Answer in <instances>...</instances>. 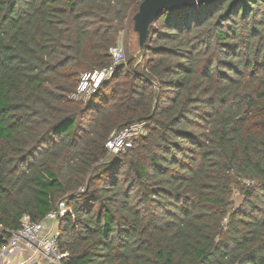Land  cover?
<instances>
[{"label":"trees","instance_id":"1","mask_svg":"<svg viewBox=\"0 0 264 264\" xmlns=\"http://www.w3.org/2000/svg\"><path fill=\"white\" fill-rule=\"evenodd\" d=\"M142 1L0 0V247L66 200L69 264H264V0L163 10L140 62L69 99Z\"/></svg>","mask_w":264,"mask_h":264},{"label":"built area","instance_id":"2","mask_svg":"<svg viewBox=\"0 0 264 264\" xmlns=\"http://www.w3.org/2000/svg\"><path fill=\"white\" fill-rule=\"evenodd\" d=\"M124 54L119 43L112 47L110 55L113 64L82 73L74 95L79 96L82 101L90 100L100 84L110 78L115 66L123 61ZM136 125L143 127L139 136L147 134L144 123H135L114 132L106 142L109 154H122L133 147L135 139L139 137L136 133L132 135V128ZM143 130L146 131L145 134ZM80 190L83 191L84 188ZM69 213H72V208L66 200H61L42 220H34L30 215L24 214L18 228L11 231V237L0 247V262L13 260L10 264H69V252L60 247V222ZM19 253L26 254V257L14 260V256Z\"/></svg>","mask_w":264,"mask_h":264},{"label":"water","instance_id":"3","mask_svg":"<svg viewBox=\"0 0 264 264\" xmlns=\"http://www.w3.org/2000/svg\"><path fill=\"white\" fill-rule=\"evenodd\" d=\"M216 0H143L134 16L135 29L139 32L141 50L149 34V25L163 10L196 8L214 3Z\"/></svg>","mask_w":264,"mask_h":264},{"label":"rangeland","instance_id":"4","mask_svg":"<svg viewBox=\"0 0 264 264\" xmlns=\"http://www.w3.org/2000/svg\"><path fill=\"white\" fill-rule=\"evenodd\" d=\"M140 7V6H139ZM135 21V20H134ZM119 46H121L123 48L124 51V59L122 62H128L131 56L138 58L137 62H140L141 60V55L139 56V52L141 54V52H143L141 50V46H140V42H139V32L135 29V22H134V29L128 31L127 33L124 31L121 33L120 37H119ZM128 53L130 55H128ZM69 99L77 101L79 100V96L71 94L69 96ZM143 129V127L141 125H136L132 128V135H134L135 133L137 134V136H139L141 134V130ZM146 131L143 130V134H145ZM113 158L112 154L108 155V159L111 160ZM235 199V203L236 205H240V203L243 200V196H241L240 194L236 193L234 196Z\"/></svg>","mask_w":264,"mask_h":264},{"label":"crops","instance_id":"5","mask_svg":"<svg viewBox=\"0 0 264 264\" xmlns=\"http://www.w3.org/2000/svg\"><path fill=\"white\" fill-rule=\"evenodd\" d=\"M14 257H15L14 260L15 259H19V258L21 259V258H25L26 257V254L19 253V254L15 255ZM11 261H13V260H7L6 262L5 261L4 262L2 261V262H0V264H10Z\"/></svg>","mask_w":264,"mask_h":264}]
</instances>
